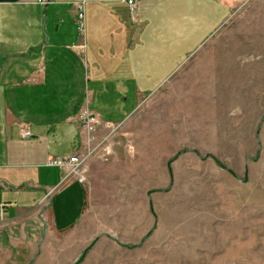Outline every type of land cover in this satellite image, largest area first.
I'll list each match as a JSON object with an SVG mask.
<instances>
[{"label":"crops","instance_id":"obj_1","mask_svg":"<svg viewBox=\"0 0 264 264\" xmlns=\"http://www.w3.org/2000/svg\"><path fill=\"white\" fill-rule=\"evenodd\" d=\"M80 1L83 33L76 23ZM239 2L135 0L132 11L129 0H0V264H15L17 246L20 262L69 264L110 231L104 219L90 217V228L84 221L94 189L109 180L101 171L120 161L90 159V184L48 164L83 150L84 107L102 115L96 135L136 130L139 159L124 164L139 167L135 183L153 188L168 183L167 159L178 152L168 166L173 185L179 164L196 151L181 150L184 143L201 142L207 132L229 141L208 124L224 118L231 124L241 94L250 103L243 109L254 108L249 94H264V43L256 53L218 37L239 14ZM22 127L33 135L23 138Z\"/></svg>","mask_w":264,"mask_h":264},{"label":"rangeland","instance_id":"obj_2","mask_svg":"<svg viewBox=\"0 0 264 264\" xmlns=\"http://www.w3.org/2000/svg\"><path fill=\"white\" fill-rule=\"evenodd\" d=\"M239 3V14L228 20L218 37L234 49L262 52L264 0ZM258 64L256 77L261 74ZM249 96L255 97L254 108H241L250 105L243 103L246 97L241 94L231 124L225 118L222 124H208V131L223 133L229 141H215L207 132L198 136L201 142L182 145L181 150L196 151L179 164L172 186L168 166L178 152L167 159L164 186L133 181L140 169L124 163L139 159L133 153L134 128L103 130L90 146L85 142L82 151L88 156L82 171L89 184L90 159L120 162L117 169L101 171L109 180L94 189L84 221L90 228V217L104 219L110 231L103 240L89 242L69 264H75L89 247L80 264H264V94L256 89ZM117 152L123 158L117 159ZM22 250L15 247V264H34L20 262Z\"/></svg>","mask_w":264,"mask_h":264},{"label":"built area","instance_id":"obj_3","mask_svg":"<svg viewBox=\"0 0 264 264\" xmlns=\"http://www.w3.org/2000/svg\"><path fill=\"white\" fill-rule=\"evenodd\" d=\"M38 2L47 5L53 0H38ZM131 10L134 11L135 0H129ZM78 12L76 17V23L80 32L86 30V7L85 2L80 1L77 4ZM81 125L85 128L87 133L86 142L90 146L96 140V129L102 124V115L96 111L91 110L88 107H84L79 115ZM22 137L29 138L33 135L32 131L28 127H22L21 129ZM88 156L86 151H79L66 156H53L49 159L48 164L51 166H57L60 168L67 169V177L77 175L82 181L85 180V175L83 174V165ZM49 192L45 198H48Z\"/></svg>","mask_w":264,"mask_h":264},{"label":"trees","instance_id":"obj_4","mask_svg":"<svg viewBox=\"0 0 264 264\" xmlns=\"http://www.w3.org/2000/svg\"><path fill=\"white\" fill-rule=\"evenodd\" d=\"M90 248V247H89ZM89 248L86 249V251L83 253V255H81V257L75 262V264H80L81 261L84 259L85 253L87 252V250H89Z\"/></svg>","mask_w":264,"mask_h":264}]
</instances>
